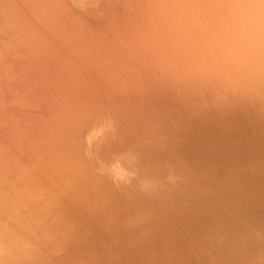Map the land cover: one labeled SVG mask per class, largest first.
<instances>
[{"label": "rangeland", "instance_id": "rangeland-1", "mask_svg": "<svg viewBox=\"0 0 264 264\" xmlns=\"http://www.w3.org/2000/svg\"><path fill=\"white\" fill-rule=\"evenodd\" d=\"M0 264H264V0H0Z\"/></svg>", "mask_w": 264, "mask_h": 264}]
</instances>
